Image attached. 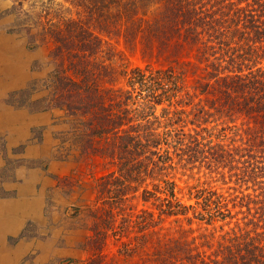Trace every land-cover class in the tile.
<instances>
[{
	"label": "trees",
	"instance_id": "obj_1",
	"mask_svg": "<svg viewBox=\"0 0 264 264\" xmlns=\"http://www.w3.org/2000/svg\"><path fill=\"white\" fill-rule=\"evenodd\" d=\"M12 1L55 43L82 154L114 168L88 258L62 264H264V0Z\"/></svg>",
	"mask_w": 264,
	"mask_h": 264
},
{
	"label": "rangeland",
	"instance_id": "obj_2",
	"mask_svg": "<svg viewBox=\"0 0 264 264\" xmlns=\"http://www.w3.org/2000/svg\"><path fill=\"white\" fill-rule=\"evenodd\" d=\"M30 23L14 1L0 0V118L8 125L4 117L15 118L19 132L0 131V200L16 199L21 188L33 190L31 214L3 239L9 253L4 259L0 255V264L84 261L93 235L97 180L114 168L100 158L84 157L80 121H71L66 111L54 107L61 93L55 43L35 39L39 30ZM117 48L131 66H146L140 49ZM198 178L177 182L185 187L206 180ZM210 186L223 187L219 182ZM133 203L145 209L141 200Z\"/></svg>",
	"mask_w": 264,
	"mask_h": 264
},
{
	"label": "crops",
	"instance_id": "obj_3",
	"mask_svg": "<svg viewBox=\"0 0 264 264\" xmlns=\"http://www.w3.org/2000/svg\"><path fill=\"white\" fill-rule=\"evenodd\" d=\"M4 119L5 120L8 119V121L10 122L11 125H8L6 121L1 119L0 120V125H1L0 131L8 129L9 131L12 132V134H15V132H16V134H18L19 132H17V127H15V124H14L15 118L8 116L7 118L4 117ZM13 136H15V135H13ZM21 189H22V191H21ZM21 189H20V195L16 199H10V200L5 201V202L0 200V233H1L0 234V253H1L0 255H2L3 258H4L5 253H6V255L9 253V248L6 245H3L4 244L3 239H5L6 234H8V233H10L16 229L17 226L15 224L17 222V225H18L22 217H28L31 214L32 204H33L32 203V201H33V190L31 188H25V189L21 188ZM24 197H25V199H24ZM23 200H24V202H23ZM28 204L29 205L31 204V205L29 206ZM15 205H17V207ZM15 208H17V209L15 210ZM14 212H15V214H14ZM11 223H12V225H11ZM6 226H7V228H5ZM2 250H4V251H2ZM2 253H4V254H2Z\"/></svg>",
	"mask_w": 264,
	"mask_h": 264
},
{
	"label": "bare ground",
	"instance_id": "obj_4",
	"mask_svg": "<svg viewBox=\"0 0 264 264\" xmlns=\"http://www.w3.org/2000/svg\"><path fill=\"white\" fill-rule=\"evenodd\" d=\"M0 120H1V119H0ZM12 123H13V122H12ZM2 124H3V123H2ZM0 126H1V125H0ZM3 126H4V125H3ZM21 191H22V189H21ZM19 195H20V193H19ZM22 195H23V194H22ZM24 199H25V197H24ZM18 200H19V199H18ZM21 200H22V199H21ZM23 202H24V200H23ZM17 203H18V202H17ZM27 203H28V202H27ZM5 205H6V204H5ZM28 205H29V204H28ZM28 205H27V206H28ZM30 205H31V204H30ZM30 205H29V206H30ZM15 206L17 207V205H15ZM18 206H19V205H18ZM27 206H26V207H27ZM29 206H28V207H29ZM7 208H8V207H7ZM24 208H25V207H24ZM29 208H30V207H29ZM29 208H28V209H29ZM8 209H9V208H8ZM16 209H17V208H15V210H16ZM9 210H10V209H9ZM6 211H7V210H6ZM14 214H15V212H14ZM23 214H24V213H23ZM11 215H12V214H11ZM25 215H26V214H25ZM2 217H3V216H2ZM4 218H5V217H4ZM15 222H16V221H15ZM11 225H12V223H11ZM15 225L17 226V222H16ZM4 226H5V225H4ZM13 226H14V225H13ZM10 227H11V226H10ZM5 228H7V226H6ZM16 228H17V227H16ZM6 230H7V229H6ZM9 230H10V229H9ZM6 233H7V232H6ZM0 234H1V233H0ZM6 235H7V234H6ZM3 236H4V235H3ZM3 236H2V237H3ZM4 245H5V244H4ZM4 250H5V249H4ZM4 250H2V251H4ZM6 252H7V251H6ZM0 254H1V253H0ZM2 254H4V253H2ZM3 259H4V258H3Z\"/></svg>",
	"mask_w": 264,
	"mask_h": 264
}]
</instances>
